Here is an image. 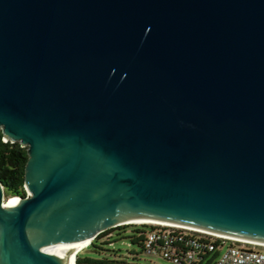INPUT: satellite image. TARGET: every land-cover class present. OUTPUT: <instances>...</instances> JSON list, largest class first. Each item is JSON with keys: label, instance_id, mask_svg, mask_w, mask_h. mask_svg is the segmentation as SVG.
Masks as SVG:
<instances>
[{"label": "water", "instance_id": "obj_1", "mask_svg": "<svg viewBox=\"0 0 264 264\" xmlns=\"http://www.w3.org/2000/svg\"><path fill=\"white\" fill-rule=\"evenodd\" d=\"M0 129V264L128 219L264 245V0H0Z\"/></svg>", "mask_w": 264, "mask_h": 264}, {"label": "built area", "instance_id": "obj_2", "mask_svg": "<svg viewBox=\"0 0 264 264\" xmlns=\"http://www.w3.org/2000/svg\"><path fill=\"white\" fill-rule=\"evenodd\" d=\"M134 225L151 227L142 251L161 257L168 264H264L261 244L177 225Z\"/></svg>", "mask_w": 264, "mask_h": 264}, {"label": "trees", "instance_id": "obj_3", "mask_svg": "<svg viewBox=\"0 0 264 264\" xmlns=\"http://www.w3.org/2000/svg\"><path fill=\"white\" fill-rule=\"evenodd\" d=\"M3 131L0 129V182L4 186L6 197H26L27 192L24 187L25 167L28 161L27 148L22 147L19 143H11L4 141ZM132 229V233L127 238L132 244H135L143 250L145 236L149 229L148 225H124L113 228L106 233H103L94 243L93 247H98L97 243L112 244L114 232H117L119 238L124 237ZM78 264H116L107 260L96 261L92 259H83L78 256ZM123 264V263H118Z\"/></svg>", "mask_w": 264, "mask_h": 264}, {"label": "rangeland", "instance_id": "obj_4", "mask_svg": "<svg viewBox=\"0 0 264 264\" xmlns=\"http://www.w3.org/2000/svg\"><path fill=\"white\" fill-rule=\"evenodd\" d=\"M9 200V197H6ZM133 228L122 238H119L117 232H114L112 244L98 242V247L90 246L81 251L80 256L83 259H92L96 261L107 260L109 262L126 264H168L161 257L144 253L141 248L132 244L127 236H130ZM264 252V248L259 249Z\"/></svg>", "mask_w": 264, "mask_h": 264}, {"label": "bare ground", "instance_id": "obj_5", "mask_svg": "<svg viewBox=\"0 0 264 264\" xmlns=\"http://www.w3.org/2000/svg\"><path fill=\"white\" fill-rule=\"evenodd\" d=\"M15 199H19L18 197H13L11 199H9L8 201L5 200V204H8L10 203L11 201L15 200ZM127 224H164V223H158V222H154V221H150V220H144V219H128V220H125L117 225H127ZM257 244V243H256ZM263 245V244H262ZM264 246V245H263ZM81 246H77L75 249H74V252L77 251V249H79ZM59 252H57L60 256H64L66 255L67 251L68 250H58ZM72 253V255L70 256L69 259H67L66 263L65 264H78L76 262V253Z\"/></svg>", "mask_w": 264, "mask_h": 264}, {"label": "clouds", "instance_id": "obj_6", "mask_svg": "<svg viewBox=\"0 0 264 264\" xmlns=\"http://www.w3.org/2000/svg\"><path fill=\"white\" fill-rule=\"evenodd\" d=\"M79 256V255H78ZM78 259V258H77ZM77 259H76V262H77Z\"/></svg>", "mask_w": 264, "mask_h": 264}, {"label": "flooded vegetation", "instance_id": "obj_7", "mask_svg": "<svg viewBox=\"0 0 264 264\" xmlns=\"http://www.w3.org/2000/svg\"><path fill=\"white\" fill-rule=\"evenodd\" d=\"M124 264H126V263H124Z\"/></svg>", "mask_w": 264, "mask_h": 264}]
</instances>
